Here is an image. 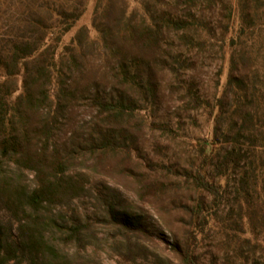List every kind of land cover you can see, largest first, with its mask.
I'll use <instances>...</instances> for the list:
<instances>
[{
    "label": "trees",
    "instance_id": "obj_1",
    "mask_svg": "<svg viewBox=\"0 0 264 264\" xmlns=\"http://www.w3.org/2000/svg\"><path fill=\"white\" fill-rule=\"evenodd\" d=\"M115 1H97L98 41L82 28L60 44L84 0H29L22 25L0 33V205L16 226L0 219V264L87 263L96 236L76 208L57 206L92 195L78 159L139 151L145 128L184 146L182 165L153 169L162 190L187 193L168 203L186 215V237L173 244L180 264L207 262L195 254L198 236L223 262L264 264V11L252 6L261 1L234 10L228 0H143L136 22ZM206 61L221 64L211 96L196 78ZM164 101L176 103L173 119L156 123ZM201 116L210 137L190 130ZM26 170L32 187L19 177ZM109 206L123 230L147 232L142 214Z\"/></svg>",
    "mask_w": 264,
    "mask_h": 264
},
{
    "label": "rangeland",
    "instance_id": "obj_2",
    "mask_svg": "<svg viewBox=\"0 0 264 264\" xmlns=\"http://www.w3.org/2000/svg\"><path fill=\"white\" fill-rule=\"evenodd\" d=\"M98 0H84V11L75 25L62 37L60 44L68 45L76 37L79 30L85 28L88 39L98 41L100 35L94 25V11ZM238 10V0H228ZM261 1V2H260ZM259 4L252 5L253 8L264 11V0ZM29 0H0V33L17 29L22 25L21 15L26 11ZM143 0H116L117 8H124L126 17L134 19V22L145 17ZM218 7V6H217ZM113 16L120 13L119 9L113 10ZM93 69L96 63H93ZM218 62H207L198 69L196 78L199 81L201 94L211 96L215 74L217 73ZM221 65V64H220ZM228 74L227 57L222 62L220 70V88L225 85ZM163 89L166 87V81ZM18 87L21 86V77L17 78ZM176 103L164 101L161 110L155 118L156 123H165L171 119ZM81 112V111H80ZM79 119L85 118L79 115ZM198 128H190L193 134H202L210 137L211 124L206 117L198 118ZM143 139L139 143V151L128 153L105 152L97 156L77 160V164L85 162L87 168H77L74 172H84L88 175L92 195L76 199L72 202L58 204L57 209L63 214H69L72 209H77L82 219L89 225L90 234L96 236L90 239L87 248V256H84L85 264H180L177 254L174 252L175 241H182L186 237L185 229L181 218H186L185 213L175 209L170 199L185 201L186 192L173 190L170 193L162 190L159 185H164L165 179L160 178V172L154 171L158 165L169 166L183 164L186 154L183 151V144L179 140L168 143L160 133L144 129ZM169 147V148H168ZM158 148L161 154L154 153ZM174 170L176 167H173ZM178 168V167H177ZM177 170V169H176ZM180 172V171H179ZM163 174V173H162ZM19 177L23 184L32 187L35 182V173L30 170L22 172ZM179 177H177L178 179ZM156 186L158 192L153 195L152 188ZM128 208L132 212L142 214L146 225V231L134 233L129 229L121 228L109 215V205ZM121 204V205H120ZM120 209V208H119ZM0 219L8 225L13 226V233H16L15 224L9 213L0 205ZM137 236V237H136ZM197 249L195 254L203 256L209 263L210 260H217L215 264H229L222 261L227 254H221L211 247L213 244L207 237L204 239L198 236ZM137 244V245H135ZM204 262V264H208Z\"/></svg>",
    "mask_w": 264,
    "mask_h": 264
}]
</instances>
